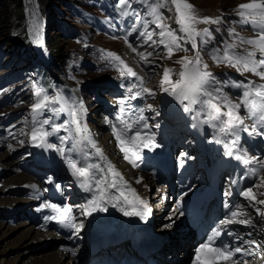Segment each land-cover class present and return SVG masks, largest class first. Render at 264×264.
Masks as SVG:
<instances>
[{
    "label": "snow or ice",
    "instance_id": "obj_1",
    "mask_svg": "<svg viewBox=\"0 0 264 264\" xmlns=\"http://www.w3.org/2000/svg\"><path fill=\"white\" fill-rule=\"evenodd\" d=\"M144 4L151 21L145 23L143 31H138L137 27L133 26L123 37L126 45L145 64L151 63L149 57L153 56L156 48L163 47L166 53L163 58L170 59L178 51H189L186 45H191L193 56L191 58L184 56L176 61L181 66L177 80L173 81L171 78L172 69H164L160 81L161 90L190 115L194 121L192 125L194 128L206 125L213 129L215 136L210 143L223 144L226 156L242 164L247 176L258 178V183L254 182L243 188L240 195L249 202L246 207L252 208L264 224V208L260 207L264 206V199L258 198L264 197V191L254 192V189H264V157L250 154L241 143L242 133L252 138H264V0H249L248 3L237 6L239 19L234 23L241 25V30L250 28L253 32L252 37H242L235 28H231L228 30L227 38L220 41H216L210 29H198L197 25L220 24L221 20L200 17L188 0H144ZM118 5L123 14H129L131 0H118ZM165 8L169 11L174 10L178 30L172 29L164 22L162 9ZM134 15L136 22L139 23L140 14ZM148 23L154 24L159 31L149 30ZM137 32V39H142L143 45L155 46L153 52L138 51L137 47L129 42L128 37ZM214 42L218 46L209 47ZM201 52H207L212 62L217 65L231 67L241 75L251 73L252 76L258 77L261 83L251 79H247L246 82L218 80L208 71L209 66L204 62ZM155 54L159 56L158 52ZM108 56L119 61L118 71L122 78L125 74L129 78H135L130 85H122L127 88L128 95L117 101L119 105L115 117L117 123L112 124L111 132L123 153L124 160L133 168H137L145 150L151 152L161 147L156 140V134L151 131V127L159 129L161 125L156 123L150 126L148 123L150 118L144 115L145 109L131 104V101L137 100L144 93L150 96L155 93L140 86L143 84L142 78L137 76L120 57L112 53H108ZM138 87L139 90L135 91L134 89ZM230 88L239 89V94L234 96L225 91ZM33 95L35 102L31 106L32 124L30 131L25 134L28 135L33 147L55 151L63 160L76 185L82 192L88 194L85 197L86 202L77 206L82 210V215L87 218L96 212H106L111 205L119 208L125 216H138L141 220H146L152 214L147 200L136 194L124 175L107 159L103 149L93 140L85 122L87 110L83 101L67 97L60 91L52 96L43 88H37ZM147 110L153 111L151 105ZM62 115H66L68 119L61 120ZM156 115L159 116L160 113L157 111ZM246 120L252 123L248 124ZM50 137H55L59 144L51 142ZM245 178L247 177L241 176V179ZM47 182L52 183L51 178ZM140 182L137 179L136 183ZM232 183L236 184L238 181L232 180ZM30 187L33 190L38 189L36 184ZM225 195L230 193L226 192ZM43 207L51 209L54 213L46 219L74 230V233H79L83 228L82 223H74L75 217L70 206L58 207L46 203ZM232 224L255 226L250 214L242 207L231 211L228 217L219 221L207 241L196 248L194 264H217V261H223V264H241L240 256L252 254V247L246 248L242 246L243 244L261 247L255 240L241 242L240 237H236L234 243L217 245L223 229ZM261 231L264 232V228ZM227 234L231 236L232 232L228 231ZM72 255L75 256L76 252L72 251ZM244 264H247L246 260Z\"/></svg>",
    "mask_w": 264,
    "mask_h": 264
},
{
    "label": "rangeland",
    "instance_id": "obj_2",
    "mask_svg": "<svg viewBox=\"0 0 264 264\" xmlns=\"http://www.w3.org/2000/svg\"><path fill=\"white\" fill-rule=\"evenodd\" d=\"M39 1L42 3L43 16L39 10L38 0H33V6L39 17L38 23L42 29L38 31V36L40 37L41 35V38L37 39L36 44L38 47H36L28 20L27 1L21 0L20 2L22 19L19 22L16 13V0H0V264H6L5 261H14L13 264H28L36 255L29 253L28 246L25 244L28 239H30L31 244L36 242L35 240L33 241L35 238V235L32 234L33 230L30 231V228L33 227L31 224L34 218L29 215H31L34 207H40L41 202L27 203V206L21 205L24 199L30 196L29 192H18L16 189L20 186L15 187L14 184H6L3 181L17 175L18 172L26 174L27 178L35 179L31 176L34 169H32L31 174L29 172L25 173L26 169H31L33 162L31 156L35 152L28 135L25 134L30 131L32 124L31 106L35 102L34 91L37 88H43L52 96H55L56 92L60 91L67 97L82 100L87 110L85 122L93 140L97 144H102V149L115 147L110 126L112 121L108 116V110H111L114 114L118 113L119 105L117 101L128 95L127 88L122 85H130L134 78H129L125 74L124 80H120L119 61L109 57L108 53H112L122 60L128 57L130 62L123 61L137 73L139 66L137 62L141 60L126 45L123 37L133 26L137 27L138 31H143L145 23L151 21V17L147 15L144 0H131V8L128 10L129 14L127 15L123 14L118 5V0ZM188 2L194 6L196 13L200 17H209L213 20L219 18L221 20L222 23L220 24L224 25V27L220 28V30L225 35H217L221 25H197L198 29H210L216 41L227 38L226 29L229 30L231 28H235L242 37L253 36L250 28L241 30L242 26L234 23L239 19L237 6L248 3L247 0H188ZM135 13H139L141 16L139 23L135 20ZM162 14L165 17L164 22L172 29L178 30L179 26L175 22L174 10L169 11L165 8L162 9ZM147 26L151 31H159L152 23H148ZM137 35L138 32L129 36V42L134 47H137L138 51L153 52L155 46L143 45V40L137 39ZM154 39H156L155 36ZM216 46L218 44L215 42L209 45V47ZM186 47L189 51H178L170 59L163 58L166 56L163 47L156 48L155 52H158L159 56L154 52L153 56L149 57L151 63L146 64L145 67L149 68L147 75H139L141 78L145 77V82L140 86L152 90L155 95L150 96L144 93L140 97L141 99L138 98L135 101H131V104L141 106L143 109L147 107L146 117L151 118L148 123L150 126L159 123L161 125L159 129L162 132L168 129L169 133L172 131L175 133L172 124L179 126L175 120L179 121L177 117L182 116V113L175 112L178 105L172 97L162 92L160 81L165 68L173 70L171 76L173 81L179 78L177 74L181 70V66L176 61L184 56L190 58L193 56V52L190 50L191 45H186ZM31 51H36L37 57H34ZM201 55L204 62L209 66L208 71L212 72L220 81L231 82L235 80L246 82L247 79H251L256 83H261L258 77L252 76L251 73L241 75L231 67L213 63L207 52H201ZM53 67H57V70L55 71ZM105 88L117 91L107 94L105 93ZM225 91L229 93L236 92L237 94L240 92L239 89L235 88L225 89ZM149 105H151L153 111L147 110ZM157 111L160 113L159 116L156 115ZM158 117L166 119L160 118L161 121L159 119L158 122H153ZM60 119L66 120L68 117L62 115ZM172 119H174L173 122H171ZM166 120L167 123H164ZM185 120L188 121L185 128L186 131L189 125H193V120L190 115ZM151 128L153 129L154 127ZM96 129H99L98 133ZM162 132L158 133L157 138H160L159 136H161ZM50 141L59 144L55 137H50ZM114 149L117 155L120 156L117 148L115 147ZM180 150L182 149L180 148ZM41 151L43 152V150ZM41 151L38 149V152L43 157H47L51 153L58 163L60 160L64 164L55 151L49 150L50 153L47 151L46 155ZM106 153L110 162H116L113 151L110 150ZM23 157L28 158L24 159ZM53 159H51L49 165L53 163ZM117 165L122 166L123 164L118 162ZM13 168L15 169L13 170ZM71 179V176L68 177L69 182H71ZM35 181L36 185L40 187V183L37 180ZM149 181V178L145 177L143 183L146 191L145 198L152 210V217L160 218L159 215H156L159 212L162 224H164V228L166 227V234L176 236L172 235L173 231L175 230L176 232L181 227V224H178L179 226L177 227L173 224L167 228V224L172 220L170 216H174L173 213H170L173 206V203L171 204L172 195L170 192L167 194L164 185L158 186L156 182L152 184ZM161 188H164V191H161L162 193L160 194ZM40 189L42 191V187ZM66 195L65 192L62 193V196L66 197ZM80 203H74V205L78 206ZM22 211L26 215L20 214ZM37 217L36 219L39 221V216ZM174 217L176 219L173 220H177L178 217L176 215ZM21 225L24 226L20 227ZM150 225L152 226V224ZM17 227L20 228L11 230ZM157 229V224H155L153 231H157ZM22 232H28L30 237L27 240H23L19 237V233ZM158 239L159 241L157 240V242L162 243L160 238ZM55 249H58L56 244L47 245L44 252ZM189 253L188 242V251L183 253L184 262H181V264H187ZM65 262L66 257L62 260V264Z\"/></svg>",
    "mask_w": 264,
    "mask_h": 264
},
{
    "label": "bare ground",
    "instance_id": "obj_3",
    "mask_svg": "<svg viewBox=\"0 0 264 264\" xmlns=\"http://www.w3.org/2000/svg\"><path fill=\"white\" fill-rule=\"evenodd\" d=\"M26 1H27V6H28L27 7V11H29L28 20L30 22V30H31L32 34L35 35V34H37L38 31L42 30L40 28V24L38 23V18H39L38 17V13L36 12V10H35V8L33 6V0H26ZM247 1L249 2V0H247ZM41 34H42V32H41ZM40 38H41V35H40ZM123 60H125L127 62H130L128 57H125V59H123ZM137 64L139 65L138 66V70H137L138 72L136 73L137 76H139V75H141V76L145 75L146 76L147 72H148L147 70L149 68H145L146 64L144 62H142V61L137 62ZM119 78H120V80H124V78H122V77H119ZM134 80H135V78L133 79V81ZM142 80H143V83H144L145 82V77L142 78ZM118 81H119V79H118ZM133 81H131V82L133 83ZM137 84H139V82H137ZM102 88H104V87H102ZM105 89H106L105 93H107V94L110 93V92L115 93L117 91V90H112V89H108V88H105ZM137 89H134V90L137 91ZM101 91L103 92V90H101ZM231 94H233L234 96L237 95L236 92H231ZM144 98H145V95H144ZM174 105H176V104H174ZM177 105H178V107L175 109L176 110L175 112L178 111V112L182 113V116H178V117L176 116L179 119V121L177 119L175 120L176 122H178L177 124L179 126H176V125L172 124L173 127H174V130H175V133H173V131L169 133L168 129L167 130L165 129L163 131V135L161 133V136H159L160 138H158V140H160L162 142H167V143L170 144V146H173V147L174 146L180 147L182 150L179 151L180 154L177 153V154H179V156L182 154V152H185L187 155H189V154L192 155V153L196 152V150H194L193 148L189 147L188 145L184 146V142H186V141H184L182 139L184 136H187L190 140H192V138H193L192 134L189 133V130L185 131V128H186V126L188 124V121L185 120V119L187 118V116L189 114L185 113L178 103H177ZM136 106H138V105H136ZM138 107L142 108L141 106H138ZM146 108H144L145 109V111H144L145 112L144 113L145 116H146ZM242 112H243V110H242ZM173 116H175V115H173ZM160 118L161 117H158L157 119L153 120V122H158ZM110 119H111V117H110ZM161 119H166V118L162 117ZM161 119H160V121H161ZM173 121H174V119L171 120V122H173ZM184 122H186V123L184 124ZM164 123H167V120ZM246 123L251 124L252 122L249 121V120H246ZM111 124H113V123L111 122ZM111 124H110V126H112ZM152 131L156 134V138H157L158 133L160 131L158 129H156V128H154ZM96 132L98 133L99 129H96ZM172 135H173V137H172ZM181 136H182V138H181ZM112 138L116 142V140H115V138L113 136H112ZM213 139H214V137H213ZM256 141H257V137L256 138H252V137H248L247 134H245V133L241 134L242 146L244 148L248 149L250 154H254V155L258 156V157H264V149L261 148ZM97 145L102 149V144H97ZM212 147H213V151L215 152L216 150H218L219 144H216V143L213 142ZM114 148L115 147H113V146L110 149H108V147L104 148L103 149L104 155L107 157V153L106 152L110 151V150L115 153L116 162L113 160L114 162L111 161V163L116 167V169L118 171H120L124 175L125 180L128 182V184L130 185L131 188L135 189L136 194L139 195L141 199L146 200V198H145L146 191L144 190L143 181H144L145 177L146 178L148 177L149 180H150L149 183L154 184L155 180L149 175V173L141 170V166H143V164L145 162H148V163L151 162V160L149 158V153L150 152L145 150L142 153V155L145 156L146 154H148L147 155L148 156V160L143 161L142 163H140L139 167L132 168V167H129L128 165L124 164L125 160L123 158V153L120 154L118 152V154H120V156H118ZM38 149H39V151H41L40 150L41 148H38ZM38 149L36 147H34L35 152L31 156L32 157V161H33L32 165H31V169H26L27 171L25 173L29 172L31 174L32 169L38 170V167L35 165L36 162L34 163V158L37 157V156L38 157H43L38 152ZM169 150L171 151L172 148L170 147ZM43 154H45V153H43ZM162 154H164V152L161 151L160 155H162ZM211 154H214V153L211 152ZM23 158L27 159L28 157H23ZM45 158H48V156L45 157ZM53 158H54V156H53ZM53 158H50V159H53ZM118 162H121L123 165L122 166L120 165L121 167L118 166L117 165ZM61 164H62V162L60 160H59V163H58L55 160V158H54L53 159V163L51 165H49L48 169H50V170H58L60 168ZM15 168H13V170ZM19 173H21V174H19ZM63 176H65L66 180H68V176L66 174L64 175V174L60 173V178H62ZM168 176H166V178L164 179L166 184H169L171 182V180L174 179L173 177H171V180H169V179H167ZM137 179H139L141 182L140 183H136ZM35 180L36 179L27 178V175L22 173V172H18L17 175L11 177L10 179H5L3 181L6 184H14L15 187L16 186H20L19 188L16 189V191L21 192V193H27V192L41 193L42 192V191H40L41 190L40 189L41 185H40V187H38L37 190H33L30 187V185L36 184ZM67 182H69V180ZM254 182L258 183L259 182L258 178H254L252 180V182L247 185V187L252 185ZM14 185H13V187H14ZM151 186H153V185H151ZM158 186H161V185H158ZM69 188H70V186L67 187V190ZM164 188H166V191H167V194H168L169 188L165 187V186H164ZM164 188L163 189L161 188V190L159 192L160 194L164 191ZM63 190L65 191L66 189L63 188ZM258 191H264V189H259V190L254 189V192H258ZM26 195L28 196V194H26ZM68 198L71 199L70 202L77 201V200L80 201L79 200V196L76 195V194L70 195V196H68ZM129 198L131 199V194L130 193H129ZM258 198L264 199V197H258ZM37 201H38L37 199H33V198H29V197L27 198L26 197L24 199L23 204H21V205L27 206V203L30 204V203H34V202H37ZM248 203L249 202L245 199L244 200V207L245 208H248V207H246L248 205ZM65 204H66V202H65ZM81 204H83V203H80V205ZM21 205H19V206H21ZM41 207H42L41 205H40V207L39 206L34 207V209H32L33 211L31 212V215H29L30 217L34 218L32 224H31L33 227L30 228V231L33 230L32 234L35 235L34 236L35 238L33 239V241L35 240L36 242L34 244H31V242L29 241L30 239H28V237H30L28 232L19 233V235H20L19 237H21L23 240H27L28 239V242L25 245L28 246L29 253L36 254L35 257L32 258V261L30 260L28 262V264H62V260L65 257H66V262L63 263V264H76L74 257L71 255L70 245L68 243H66L62 238L57 237L56 235H53L52 232L45 231V229H43V227L41 225V218H42V214L40 212V208ZM260 207L263 208V206H260ZM108 208H113V212H111V216H113V217H124V220L127 221V222H130L132 220V216L123 215V213L119 210V208L112 207L111 205H109ZM72 210H73V216L76 218L78 224H81L83 219L85 218V216L82 215V210L79 207H77V206L72 207ZM20 214L26 215V213H24L23 211ZM156 215H159L160 218H154V217H152V214H151L150 216H148L146 218V220L141 221V219L138 217L140 229L142 228L141 230L144 231L143 239L144 240L153 241V240H156L155 238H160V240L162 242L161 243V248L159 250L153 252L151 254V257L153 259H155L156 261H158V263H161V264H181V262H184L183 261V258H184L183 257V253H185V252L187 253V251H188V242H189V246H190V242L194 239V236H193L192 232L190 230H187V228L183 229L184 227H179L176 232H175V230L173 231L172 235H176V236H171L169 234H166L167 232L164 229L162 231L161 230L159 231L158 229H157V231H153L154 225H155L154 222H156V220H157L158 224H159V221L161 220L160 213L158 212V213H156ZM37 216H39V221H37V219H36V218H38ZM251 218L253 219L254 223L258 221L257 216L251 215ZM30 220H32V218H30ZM177 221H178V219L174 220V221H170L169 224H167V228H169L170 225H173V224L176 225V227L179 226L181 224V222H177ZM162 223L163 222L161 220L160 221L161 228H162V225H164ZM150 224H152V226ZM22 226H24V225H21L20 227H22ZM20 227L12 228L11 230H18ZM154 232H155V234H153ZM254 233H255V235L257 237H259L261 248L263 249L264 248V237L260 236L259 231H255ZM78 235H81V233H79ZM55 244L57 245L58 249H55L53 251L44 252L47 245L50 246V245H55ZM42 252H44V253H42ZM115 253H117V252L115 251ZM5 263L6 264H13L14 261H7V262L5 261Z\"/></svg>",
    "mask_w": 264,
    "mask_h": 264
},
{
    "label": "trees",
    "instance_id": "obj_4",
    "mask_svg": "<svg viewBox=\"0 0 264 264\" xmlns=\"http://www.w3.org/2000/svg\"><path fill=\"white\" fill-rule=\"evenodd\" d=\"M16 2L17 3H15V5H16V8H17V10H16V13H17V19L19 20V22L21 21V19H22V8H21V6H20V2H21V0H16ZM38 5H39V7H40V13H41V15L43 16V12H42V3H40V1L38 0ZM47 43H48V41H47ZM49 43H51L50 41H49ZM52 44V43H51ZM52 47H53V45H52ZM32 52V54H33V56L34 57H37V53H35L36 51H31ZM54 68V70L56 71L57 69V67H53ZM171 217H174V216H171ZM179 218V217H178ZM174 219H176V218H174ZM156 224H157V227H158V229L159 230H165L166 231V227L164 228V225H162V228H161V224L159 223L158 224V221L156 220ZM181 227H184V228H186V226L183 224V222H181Z\"/></svg>",
    "mask_w": 264,
    "mask_h": 264
}]
</instances>
